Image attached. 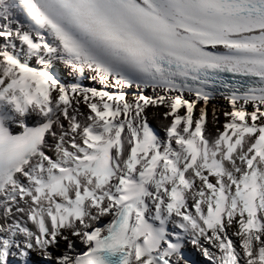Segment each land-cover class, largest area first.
Segmentation results:
<instances>
[{"label":"snow or ice","instance_id":"obj_1","mask_svg":"<svg viewBox=\"0 0 264 264\" xmlns=\"http://www.w3.org/2000/svg\"><path fill=\"white\" fill-rule=\"evenodd\" d=\"M0 264H264V0H0Z\"/></svg>","mask_w":264,"mask_h":264},{"label":"bare ground","instance_id":"obj_2","mask_svg":"<svg viewBox=\"0 0 264 264\" xmlns=\"http://www.w3.org/2000/svg\"><path fill=\"white\" fill-rule=\"evenodd\" d=\"M154 124V122H152Z\"/></svg>","mask_w":264,"mask_h":264}]
</instances>
